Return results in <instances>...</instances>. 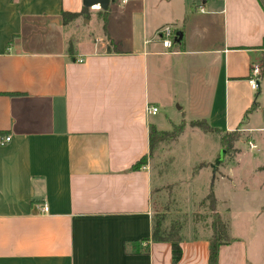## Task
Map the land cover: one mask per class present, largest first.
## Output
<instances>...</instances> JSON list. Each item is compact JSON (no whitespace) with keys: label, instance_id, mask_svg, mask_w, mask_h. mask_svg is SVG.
Here are the masks:
<instances>
[{"label":"crops","instance_id":"0c3cea01","mask_svg":"<svg viewBox=\"0 0 264 264\" xmlns=\"http://www.w3.org/2000/svg\"><path fill=\"white\" fill-rule=\"evenodd\" d=\"M82 2L0 0V264H171L169 243L149 239L160 176L131 166L161 105L177 103L190 131H264V0H109L64 21ZM94 18L97 35H66ZM166 25L169 50L155 38ZM181 235L177 264H206L210 227ZM231 239L217 264H264L263 243ZM142 240L147 253L125 252Z\"/></svg>","mask_w":264,"mask_h":264},{"label":"rangeland","instance_id":"374dc122","mask_svg":"<svg viewBox=\"0 0 264 264\" xmlns=\"http://www.w3.org/2000/svg\"><path fill=\"white\" fill-rule=\"evenodd\" d=\"M81 20L76 29L70 26L65 30L73 40L102 30L95 18L88 25ZM158 107V114L152 118L158 131L177 130L176 126L186 118L177 103ZM262 124L258 117L251 127L256 129ZM192 130L186 127L184 134L173 141H159L144 162L143 166L160 176L152 194V214L163 216V229L178 222L184 236L201 234L210 227V204L205 198L211 190L228 236L245 239L254 253L257 247H251L253 243L264 244V131L254 130L252 142L249 136H238L239 133L227 137L204 133L196 127ZM222 135L227 145L221 143ZM250 141L255 149L249 148ZM222 149L223 162L215 165ZM214 155L216 159L211 158ZM216 167L217 175L212 178Z\"/></svg>","mask_w":264,"mask_h":264},{"label":"trees","instance_id":"16d2710c","mask_svg":"<svg viewBox=\"0 0 264 264\" xmlns=\"http://www.w3.org/2000/svg\"><path fill=\"white\" fill-rule=\"evenodd\" d=\"M87 8H83L80 13H68V12H62L61 15L64 19V21L72 20L78 16L85 15ZM104 31L107 33V27L106 22L104 20L103 25ZM111 43V42H110ZM261 70V67H260ZM260 72V77H261ZM255 98L252 102L251 107L249 108L248 112H251L257 108V91H255ZM190 126L196 127L200 129L204 133H213L217 131L214 128H211L204 120H193L190 122ZM183 123L180 124V126H176L177 130H172L171 132L167 131H158L154 127L149 128L148 133V140H149V155H151L153 149L157 145L159 141H163L166 139L174 140L176 136L180 135ZM234 133H239L237 131L225 133L224 136H229ZM222 135V136H223ZM240 133L238 134V136ZM224 136L221 138V143L223 145H227V143L224 141ZM225 142V143H224ZM147 156L141 157L139 160H137L131 168L133 170L139 169L144 165V162L146 160ZM207 201H209V209L211 211V218H210V229H211V236L208 238V257H207V263L206 264H217V257H218V250L219 247L222 245L229 244L232 239L227 234V226L225 222L221 219V216L216 212V200L214 198V195L212 191L210 190L209 194L205 198ZM163 223V216L158 214H152L151 216V235L150 240L152 242H167L170 245L171 249V264H177L179 260L181 259V247L180 243L182 240V235L180 233L181 225L178 222H174L169 224L168 227L165 229L162 228ZM148 239V240H149ZM146 239V242L148 241ZM145 241L142 240L141 242H132V243H126L124 245V250L126 253H133V254H144L147 253V246L145 245L143 248H141V243Z\"/></svg>","mask_w":264,"mask_h":264},{"label":"built area","instance_id":"2783aa9c","mask_svg":"<svg viewBox=\"0 0 264 264\" xmlns=\"http://www.w3.org/2000/svg\"><path fill=\"white\" fill-rule=\"evenodd\" d=\"M125 0H123L124 2ZM155 38L160 42L161 47L163 49H171L173 46V42H175V38H176V32L172 31L171 27L166 25L161 27L155 34ZM82 59H79L78 62H82ZM260 67L259 65H253L250 69V74L248 77V83L249 86L251 88L252 91H257L258 90V86H259V81H260ZM146 114L147 115H155V113L157 112V108L152 107V106H147L145 108ZM10 141V137L9 136H5L3 138V140L0 142L1 145H4L5 143ZM248 146L250 149H255L256 146L249 142ZM41 210L43 213H46L48 211V208L46 205H42L41 206Z\"/></svg>","mask_w":264,"mask_h":264},{"label":"water","instance_id":"95a60500","mask_svg":"<svg viewBox=\"0 0 264 264\" xmlns=\"http://www.w3.org/2000/svg\"><path fill=\"white\" fill-rule=\"evenodd\" d=\"M109 0H83L82 4L86 8L97 7L101 10H106ZM179 38V34L176 33L175 41ZM262 120L264 121V110L262 111ZM225 150L222 149L215 161V165L222 163L224 159Z\"/></svg>","mask_w":264,"mask_h":264}]
</instances>
